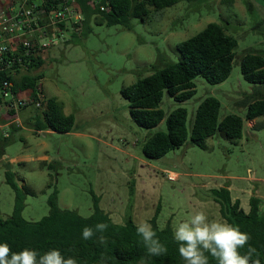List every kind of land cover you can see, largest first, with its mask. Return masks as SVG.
Instances as JSON below:
<instances>
[{"label": "rangeland", "instance_id": "1", "mask_svg": "<svg viewBox=\"0 0 264 264\" xmlns=\"http://www.w3.org/2000/svg\"><path fill=\"white\" fill-rule=\"evenodd\" d=\"M133 19L131 29L93 23L92 32L67 35L54 45L45 65L43 96L56 99L76 123L69 134L36 131L29 121L35 114L30 104L19 116L20 130L0 160V218L15 208V192L6 183V172L16 175L20 187L34 192L26 200L23 217L39 222L50 213L48 200L58 191L59 207L89 218L94 195L116 224L131 218L135 224L150 222L159 212L158 227L165 229L194 211L208 220L226 222L211 195L213 189L233 185L232 195L250 209L249 191L258 187L264 197V117L246 121L247 107L256 86L245 81L241 63L248 53L264 56V0H182L178 5ZM216 23L238 41L229 79L212 85L195 80L196 94L179 104L167 92L161 103L165 120L153 130L139 127L132 119L123 88L162 69L163 62L181 59L178 46ZM264 96V86L260 89ZM221 103L220 121L234 114L244 120L241 140L222 135L207 140V149L191 139L164 158L151 161L144 144L157 132H166V120L179 107L188 112L191 132L204 100ZM174 173L177 179L170 180ZM257 194H254L255 196ZM264 206V205H263Z\"/></svg>", "mask_w": 264, "mask_h": 264}, {"label": "trees", "instance_id": "2", "mask_svg": "<svg viewBox=\"0 0 264 264\" xmlns=\"http://www.w3.org/2000/svg\"><path fill=\"white\" fill-rule=\"evenodd\" d=\"M85 15L83 30L85 34L92 32L93 23L106 26H122L131 29L133 19H144L149 16L150 8L161 12L178 5L182 0H102L97 8L90 6L91 0H78ZM189 2L195 0H187ZM109 4L111 11L102 12L101 5ZM74 33L73 36H77ZM238 41L226 33L219 24H209L204 31L195 37L182 42L178 46L180 61L163 62L162 69L151 76L139 79L135 84L122 89V97L130 105L133 121L146 130L156 129L166 118L161 109L164 93L167 92L179 104L192 99L196 94L195 80L204 78L212 85L226 82L233 71L235 50ZM45 60L36 61V68L41 69ZM241 71L245 81L256 86L253 97L244 100L247 107L246 121L253 122L264 117V96L260 89L264 86V56L248 53L241 63ZM44 80L43 73H30L24 76L18 85L19 90L30 89L35 102L40 101L37 94L38 84ZM2 101L0 99V105ZM29 121L36 131H51L69 134L76 123L74 115H66L62 105L53 98H46L41 108L35 110ZM221 103L217 98L209 97L200 105L195 122L189 132L188 112L179 107L166 120L167 131L155 133L143 146V153L148 160L157 161L170 152L182 148L189 138L194 146L207 149L208 139L222 135L227 140L236 142L242 139L244 120L234 114L220 121ZM19 129L14 128L12 135L5 138L0 129V160L5 156V148L10 144L13 135ZM6 183L15 192V208L7 219L0 218V243H7L13 252L25 248L34 249L43 255L50 249H59L65 258H76L78 264H98L105 257L107 264H140L141 258L147 264H185L178 252V244L173 239L174 230L169 224L160 229L157 224L159 212L150 222L160 242L167 248L166 254L151 256L147 253L141 238L137 235L136 225L131 218L125 224H116L111 216L100 207L101 199L94 195V212L89 218L78 212L64 210L59 207L58 191L49 198L50 213L39 222H30L23 217L26 200L34 192L20 187L16 175L8 165ZM230 186L213 189L211 195L220 207L222 218L229 224L237 225L241 231L250 235L251 239L241 254H246L249 246L255 247L257 255L264 264V209L263 200L257 196L250 198V210L246 212L239 200H233ZM99 222L109 225L103 234L106 243L100 244L96 237L91 240L81 238L85 226H95ZM209 264H218L216 258L209 253Z\"/></svg>", "mask_w": 264, "mask_h": 264}, {"label": "built area", "instance_id": "3", "mask_svg": "<svg viewBox=\"0 0 264 264\" xmlns=\"http://www.w3.org/2000/svg\"><path fill=\"white\" fill-rule=\"evenodd\" d=\"M102 0H91L97 8ZM102 12L109 13V4L101 5ZM85 15L78 0H0V129L5 138L14 128L20 130V114L30 104L35 110L45 100L43 81L38 84L40 101L35 102L30 89L19 90L24 76L40 73L36 61L46 62L54 45L65 43L72 31L83 30ZM18 130V131H19ZM173 173L169 179L174 180Z\"/></svg>", "mask_w": 264, "mask_h": 264}, {"label": "clouds", "instance_id": "4", "mask_svg": "<svg viewBox=\"0 0 264 264\" xmlns=\"http://www.w3.org/2000/svg\"><path fill=\"white\" fill-rule=\"evenodd\" d=\"M108 227L104 222L94 227L85 226L81 238L91 240L96 237L100 244H105L106 237L103 234ZM136 232L149 255L166 254L167 248L160 242L151 224L140 222L136 225ZM173 239L178 244V252L185 264H209L205 253L216 258L218 264H261L259 258L252 259L257 255L255 247L249 246L246 254L240 252L251 239L248 233L227 222H210L203 211H194L179 221ZM0 264H78V261L73 257L65 258L59 249H50L41 255L28 248L13 252L7 243H0ZM98 264H107L106 258L102 256ZM140 264H147V261L141 258Z\"/></svg>", "mask_w": 264, "mask_h": 264}, {"label": "crops", "instance_id": "5", "mask_svg": "<svg viewBox=\"0 0 264 264\" xmlns=\"http://www.w3.org/2000/svg\"><path fill=\"white\" fill-rule=\"evenodd\" d=\"M254 122V121H253ZM174 174V173H173ZM174 175H176V174H174ZM230 186V191H231V193H232V191H233V185H229ZM259 192V190H258V187H255L254 189H253V194H250V191H249V196H248V200L252 197V196H255L254 194H257ZM257 197H259V198H261L262 200H263V205H264V197H262V196H260V195H256ZM232 197H233V195H232ZM233 200L235 201V200H239L240 202H241V206H242V208L245 210V208H244V204H243V200L241 199V198H235V197H233ZM263 209H264V207H263ZM250 210V209H249ZM249 210H245L246 212H249Z\"/></svg>", "mask_w": 264, "mask_h": 264}, {"label": "bare ground", "instance_id": "6", "mask_svg": "<svg viewBox=\"0 0 264 264\" xmlns=\"http://www.w3.org/2000/svg\"><path fill=\"white\" fill-rule=\"evenodd\" d=\"M173 178L177 179V175L172 174Z\"/></svg>", "mask_w": 264, "mask_h": 264}]
</instances>
